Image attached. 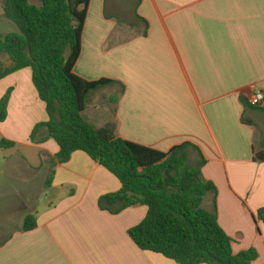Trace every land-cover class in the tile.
I'll list each match as a JSON object with an SVG mask.
<instances>
[{
	"label": "crops",
	"instance_id": "obj_1",
	"mask_svg": "<svg viewBox=\"0 0 264 264\" xmlns=\"http://www.w3.org/2000/svg\"><path fill=\"white\" fill-rule=\"evenodd\" d=\"M74 73L113 82L89 96L87 123L114 124L116 137L161 153L187 144L189 165L216 189L203 208L234 254L254 249L251 264H264V162L254 161L264 108L247 100L264 93V0H90ZM8 91L0 264H176L129 239L145 207L116 213L102 201L121 189L113 174L80 151L57 163L45 127L31 141L48 117L30 69L0 80V99ZM28 215L36 227L24 232Z\"/></svg>",
	"mask_w": 264,
	"mask_h": 264
},
{
	"label": "trees",
	"instance_id": "obj_2",
	"mask_svg": "<svg viewBox=\"0 0 264 264\" xmlns=\"http://www.w3.org/2000/svg\"><path fill=\"white\" fill-rule=\"evenodd\" d=\"M89 3L5 0L4 15L18 33L0 37V55L9 62L0 64V80L30 69L48 117L34 127L31 141L45 127V140L52 139L58 146L57 163L66 164L80 151L113 174L121 189L102 201L118 204L116 213L135 205L147 210L144 219L127 231L141 251L176 264H251L257 252L234 254L233 240L220 228L216 214L203 208L205 196L216 189L198 167L189 165L187 144L161 153L116 137L114 124L96 128L83 119L89 96L113 84L107 79L87 81L74 73ZM10 93L0 99V122L7 117ZM254 161L264 162V151L254 153ZM35 227V217L26 216L22 231Z\"/></svg>",
	"mask_w": 264,
	"mask_h": 264
},
{
	"label": "rangeland",
	"instance_id": "obj_3",
	"mask_svg": "<svg viewBox=\"0 0 264 264\" xmlns=\"http://www.w3.org/2000/svg\"><path fill=\"white\" fill-rule=\"evenodd\" d=\"M4 3L5 0H0V37H4L10 33H18L17 26L12 21L8 20L4 15L3 12ZM6 62H7V57L0 55V64L6 65ZM99 99L101 98L99 97Z\"/></svg>",
	"mask_w": 264,
	"mask_h": 264
},
{
	"label": "built area",
	"instance_id": "obj_4",
	"mask_svg": "<svg viewBox=\"0 0 264 264\" xmlns=\"http://www.w3.org/2000/svg\"><path fill=\"white\" fill-rule=\"evenodd\" d=\"M247 100L252 107L264 108V93L262 91L254 90L248 93Z\"/></svg>",
	"mask_w": 264,
	"mask_h": 264
}]
</instances>
